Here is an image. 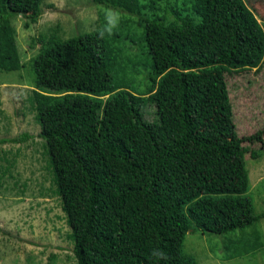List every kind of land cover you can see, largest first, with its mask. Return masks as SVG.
Masks as SVG:
<instances>
[{"label": "trees", "instance_id": "trees-1", "mask_svg": "<svg viewBox=\"0 0 264 264\" xmlns=\"http://www.w3.org/2000/svg\"><path fill=\"white\" fill-rule=\"evenodd\" d=\"M42 1L0 0V71L25 69L11 20L27 30ZM181 1L184 14L166 5L145 18L156 0H94L124 12V24L144 22L131 75L105 27L48 42L30 60L32 111L77 264H196L183 251L188 232L224 235L264 218L247 197L242 146L264 129L238 137L224 79L260 67L264 28L243 0Z\"/></svg>", "mask_w": 264, "mask_h": 264}, {"label": "rangeland", "instance_id": "rangeland-1", "mask_svg": "<svg viewBox=\"0 0 264 264\" xmlns=\"http://www.w3.org/2000/svg\"><path fill=\"white\" fill-rule=\"evenodd\" d=\"M140 1L149 4L148 0ZM243 1L264 28V0ZM166 5L177 6L179 11L184 8L181 0H156L139 16L162 15ZM187 6L186 3V9ZM41 10L37 22L27 30L23 28L25 19L11 20L25 69L0 71V264H77L70 229L59 198L54 194L44 141L38 137L39 126L30 102L34 74L28 69L42 45L106 27L107 9L94 0H43ZM117 12L119 24L106 45L109 53L120 52L119 61L122 58L131 75L138 68L135 61L144 46L141 39L144 22L125 14L130 22L124 24V12ZM175 15H168V20L172 21ZM139 58L143 64L145 57ZM224 79L238 137L247 138L263 130L264 59L258 69L231 70ZM136 80L141 84L139 75ZM144 110L149 111L145 118L152 121L153 112L147 107ZM22 134L29 137L21 144L4 142ZM242 146L246 151L244 161L249 178L247 197L254 213L259 215L264 213V135L260 143L244 139ZM251 151L258 155L254 160L250 158ZM183 251L196 264H264V218L224 235L188 232Z\"/></svg>", "mask_w": 264, "mask_h": 264}, {"label": "clouds", "instance_id": "clouds-1", "mask_svg": "<svg viewBox=\"0 0 264 264\" xmlns=\"http://www.w3.org/2000/svg\"><path fill=\"white\" fill-rule=\"evenodd\" d=\"M106 21L107 24L103 31H106L108 34H111L113 29H115L119 24V12L108 9L106 14ZM103 31L101 32V35H103ZM150 255L156 260L167 259V254L161 248H154L151 251Z\"/></svg>", "mask_w": 264, "mask_h": 264}]
</instances>
